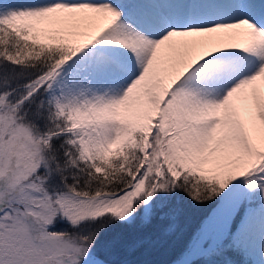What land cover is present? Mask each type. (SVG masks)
Returning <instances> with one entry per match:
<instances>
[{"label": "snow or ice", "instance_id": "obj_1", "mask_svg": "<svg viewBox=\"0 0 264 264\" xmlns=\"http://www.w3.org/2000/svg\"><path fill=\"white\" fill-rule=\"evenodd\" d=\"M0 264H264V0H0Z\"/></svg>", "mask_w": 264, "mask_h": 264}, {"label": "rangeland", "instance_id": "obj_2", "mask_svg": "<svg viewBox=\"0 0 264 264\" xmlns=\"http://www.w3.org/2000/svg\"><path fill=\"white\" fill-rule=\"evenodd\" d=\"M171 253L172 252H167V253H164L161 255V257H159L158 259L162 260V261H165L167 260L168 258L170 259L171 258Z\"/></svg>", "mask_w": 264, "mask_h": 264}, {"label": "trees", "instance_id": "obj_3", "mask_svg": "<svg viewBox=\"0 0 264 264\" xmlns=\"http://www.w3.org/2000/svg\"><path fill=\"white\" fill-rule=\"evenodd\" d=\"M159 257H161V255H160ZM159 257H157V258H159ZM172 258H173V253H171V258H170V259L168 258V259L165 260V261H170Z\"/></svg>", "mask_w": 264, "mask_h": 264}]
</instances>
